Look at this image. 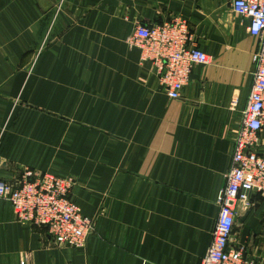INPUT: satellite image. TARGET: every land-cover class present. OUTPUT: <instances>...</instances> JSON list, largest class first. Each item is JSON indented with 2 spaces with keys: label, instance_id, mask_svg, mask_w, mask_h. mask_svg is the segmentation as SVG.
Here are the masks:
<instances>
[{
  "label": "crops",
  "instance_id": "0c3cea01",
  "mask_svg": "<svg viewBox=\"0 0 264 264\" xmlns=\"http://www.w3.org/2000/svg\"><path fill=\"white\" fill-rule=\"evenodd\" d=\"M176 16L212 55L180 99L129 42ZM249 24L229 0H0V181L71 175L96 218L86 247H59L0 198V264H202L253 82ZM233 243L264 264L260 195L238 206Z\"/></svg>",
  "mask_w": 264,
  "mask_h": 264
},
{
  "label": "built area",
  "instance_id": "2783aa9c",
  "mask_svg": "<svg viewBox=\"0 0 264 264\" xmlns=\"http://www.w3.org/2000/svg\"><path fill=\"white\" fill-rule=\"evenodd\" d=\"M229 1L236 13L249 18V32L259 39V46L253 54L252 87L219 199L213 240L202 264H246L245 247L233 243L237 209L250 207L255 194L264 203V156L257 151L264 128V0ZM192 41L188 20L179 16L150 26L140 23L129 38L131 45L142 49L143 59L157 65L160 81L173 99L182 98L195 65L212 61V55ZM74 183L71 175L28 169L17 183L0 181V198L9 202L18 221L46 226L57 246L86 247L96 218L85 216L72 200Z\"/></svg>",
  "mask_w": 264,
  "mask_h": 264
}]
</instances>
